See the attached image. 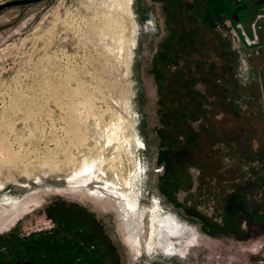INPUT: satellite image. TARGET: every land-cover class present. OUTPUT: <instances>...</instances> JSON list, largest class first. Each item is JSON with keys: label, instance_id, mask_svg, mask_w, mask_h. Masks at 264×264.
Listing matches in <instances>:
<instances>
[{"label": "rangeland", "instance_id": "rangeland-1", "mask_svg": "<svg viewBox=\"0 0 264 264\" xmlns=\"http://www.w3.org/2000/svg\"><path fill=\"white\" fill-rule=\"evenodd\" d=\"M130 7L0 9V209L20 210L0 223V259L264 264V0ZM118 193L140 206L137 244ZM155 205L197 239L149 250Z\"/></svg>", "mask_w": 264, "mask_h": 264}, {"label": "flooded vegetation", "instance_id": "flooded-vegetation-1", "mask_svg": "<svg viewBox=\"0 0 264 264\" xmlns=\"http://www.w3.org/2000/svg\"><path fill=\"white\" fill-rule=\"evenodd\" d=\"M85 176H86L85 174H78L74 176L70 175L69 177H70V180H81ZM93 176H96L98 180L103 181V179L100 176L98 175H93ZM105 185H106V189L116 192V188L110 187L107 184ZM99 187L101 189H97V190L95 189L93 191V195L96 198L103 200L108 197V194H107L108 191L101 186ZM104 191L107 193H105ZM118 194L119 195L116 196V198H119V196H121L122 200L126 199V201L125 200L121 201L118 199L117 204H118L119 210L123 214V218L125 220L126 228L128 230L129 236L131 240L133 241V243L137 244V238L139 235V227L142 221H144V218L140 214V210H139L140 206H138V203L135 204L134 202L130 201V199H127L126 197H124L123 194L121 193H118ZM159 209H160L159 205H155L152 210L150 219H149V224H148L149 225V229H148L149 250L160 247V246L162 248L168 247V244L161 243L163 241L164 233H166V235L168 233L175 235V238L180 240V246L172 245L170 248H175L179 250L182 248L185 249V247L190 246L192 244V240L195 241L196 236L195 238H193L194 235L191 232V228L189 227V225L184 223L177 216L176 217L178 219L175 217L171 218L169 216L163 215L161 212H159ZM19 211L20 210L17 208L10 209V208L5 207L3 209H0V216H1L0 223L6 219H7L6 221L10 220L9 222H13V220L18 218ZM175 252L177 253L176 250ZM79 255H81L80 257H83L82 255H84V252L80 251ZM0 264H96V263H87V262L84 263L82 261L81 262L75 261L73 263L52 261L50 259H47L44 253H41V249H40L38 253L25 252L23 254L15 253L10 256L5 255L3 259H0Z\"/></svg>", "mask_w": 264, "mask_h": 264}, {"label": "water", "instance_id": "water-1", "mask_svg": "<svg viewBox=\"0 0 264 264\" xmlns=\"http://www.w3.org/2000/svg\"><path fill=\"white\" fill-rule=\"evenodd\" d=\"M35 1H38V0H11V1L0 4V9L4 7L14 6V5L28 4V3L35 2Z\"/></svg>", "mask_w": 264, "mask_h": 264}, {"label": "bare ground", "instance_id": "bare-ground-1", "mask_svg": "<svg viewBox=\"0 0 264 264\" xmlns=\"http://www.w3.org/2000/svg\"><path fill=\"white\" fill-rule=\"evenodd\" d=\"M127 2H128V5H129V9H130V11H131V7H130V3H131V0H127ZM87 173V174H89V173H91L92 174V172H93V170H91V172L90 171H88V169L87 170H79V173ZM128 178V177H127ZM136 179V178H135ZM123 180V179H122ZM105 183H107L108 184V186H110V187H113V188H117L118 186L116 185L115 186V184L114 183H111V180H110V178H108V176H107V179L105 180ZM160 223V222H159Z\"/></svg>", "mask_w": 264, "mask_h": 264}, {"label": "built area", "instance_id": "built-area-1", "mask_svg": "<svg viewBox=\"0 0 264 264\" xmlns=\"http://www.w3.org/2000/svg\"><path fill=\"white\" fill-rule=\"evenodd\" d=\"M8 1H11V0H0V4L8 2Z\"/></svg>", "mask_w": 264, "mask_h": 264}]
</instances>
